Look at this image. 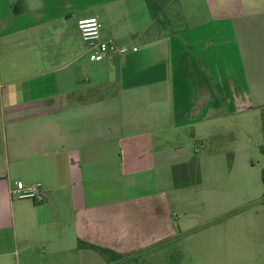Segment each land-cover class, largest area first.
Instances as JSON below:
<instances>
[{
  "label": "crops",
  "instance_id": "crops-1",
  "mask_svg": "<svg viewBox=\"0 0 264 264\" xmlns=\"http://www.w3.org/2000/svg\"><path fill=\"white\" fill-rule=\"evenodd\" d=\"M177 1L182 24L151 39L145 0H0V264H118L172 246L200 234L189 219L205 177L255 170L264 0ZM90 17L128 51L91 61L77 27ZM17 181L45 201L15 198ZM238 241L200 235L196 247L264 264Z\"/></svg>",
  "mask_w": 264,
  "mask_h": 264
},
{
  "label": "rangeland",
  "instance_id": "rangeland-1",
  "mask_svg": "<svg viewBox=\"0 0 264 264\" xmlns=\"http://www.w3.org/2000/svg\"><path fill=\"white\" fill-rule=\"evenodd\" d=\"M236 149L240 151L241 146L238 145ZM254 154L252 163L255 170L250 176H229L227 169H223L220 182L215 185L211 182L214 179L211 176L204 178L206 190L211 192L205 194L203 209L196 204L195 194L189 191L188 202L197 205L191 209L189 227L196 228L199 235L175 240L171 242L172 246L129 257L125 263L135 264L133 258H136L144 264H223L219 263L218 257L207 258L196 247L197 236L216 233L226 236L237 234L239 249L246 252L257 250L264 255V156L261 151ZM230 161L231 155L227 156V163ZM213 190L218 192L214 193ZM208 259L216 260V263L205 262Z\"/></svg>",
  "mask_w": 264,
  "mask_h": 264
},
{
  "label": "built area",
  "instance_id": "built-area-1",
  "mask_svg": "<svg viewBox=\"0 0 264 264\" xmlns=\"http://www.w3.org/2000/svg\"><path fill=\"white\" fill-rule=\"evenodd\" d=\"M81 39L88 50H94L91 61L98 62L111 55H123L128 49L116 43L113 39H102L100 36V24L97 18L90 17L80 19L77 22ZM136 51V48H132ZM17 199H29L36 204H41L46 199V194L40 184L25 186L21 181L14 183L11 191Z\"/></svg>",
  "mask_w": 264,
  "mask_h": 264
},
{
  "label": "trees",
  "instance_id": "trees-1",
  "mask_svg": "<svg viewBox=\"0 0 264 264\" xmlns=\"http://www.w3.org/2000/svg\"><path fill=\"white\" fill-rule=\"evenodd\" d=\"M149 15L152 19L151 29L146 34L147 38L153 39L156 32H160L162 26H169L170 29L176 30L182 23V17L180 15L179 4L177 0H145ZM153 37V38H152ZM264 156V148L260 149ZM263 184H264V169L262 171ZM85 249L92 250L105 259L113 260L117 257L113 252L100 248L91 244L79 243ZM135 264H144L139 262L138 259L133 258ZM132 260V259H130ZM127 261V260H126ZM126 261H122L118 264H126Z\"/></svg>",
  "mask_w": 264,
  "mask_h": 264
}]
</instances>
